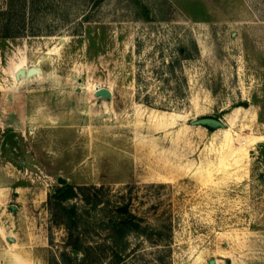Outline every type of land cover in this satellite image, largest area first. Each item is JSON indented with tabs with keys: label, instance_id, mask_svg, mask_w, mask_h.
Here are the masks:
<instances>
[{
	"label": "rangeland",
	"instance_id": "obj_1",
	"mask_svg": "<svg viewBox=\"0 0 264 264\" xmlns=\"http://www.w3.org/2000/svg\"><path fill=\"white\" fill-rule=\"evenodd\" d=\"M261 141L264 0H0V264H74L62 205L89 247L95 200L164 226L128 264H264Z\"/></svg>",
	"mask_w": 264,
	"mask_h": 264
},
{
	"label": "trees",
	"instance_id": "obj_2",
	"mask_svg": "<svg viewBox=\"0 0 264 264\" xmlns=\"http://www.w3.org/2000/svg\"><path fill=\"white\" fill-rule=\"evenodd\" d=\"M86 188L88 187L69 185L66 186V194H76V189L83 190ZM58 192L55 195H50L49 200L59 201L58 204L61 206ZM60 197H65V194ZM99 201L101 200H95L92 211L87 212L89 214L87 219L93 226L94 234L98 238V240H94L96 244L89 247L81 237V232L77 231L80 227L78 219H81L85 212L80 210L77 204L62 205V208L67 212L65 224L69 232V241L77 251L82 253L81 258L71 259L74 264H88L87 261H89L90 256H94L98 264L103 263L105 257L109 258L107 264H128V258L131 256L132 250H135L131 244L132 237H144L152 242L154 240L156 243L167 241L163 238L164 226L161 224L151 225L146 223L144 218L133 214L130 209L131 201L114 202L113 205L111 200ZM102 230L107 232L103 234ZM60 264H64V262Z\"/></svg>",
	"mask_w": 264,
	"mask_h": 264
},
{
	"label": "water",
	"instance_id": "obj_3",
	"mask_svg": "<svg viewBox=\"0 0 264 264\" xmlns=\"http://www.w3.org/2000/svg\"><path fill=\"white\" fill-rule=\"evenodd\" d=\"M41 72H42L41 68H38L33 65L30 68H28V70L23 68L18 70L16 72V76H17V80H20L22 77L31 78L33 76H37L41 74ZM94 95L96 97L107 99L112 97V91L110 88L101 87L95 90ZM195 123H207L215 126H223L221 120L210 117L202 118L200 120L195 121ZM260 144L264 146V141H261ZM1 149L5 150L6 156L11 158L12 161L14 162L25 164L29 160V156L26 150L24 149L22 138L19 137V132L16 130L9 131L5 134L2 141ZM58 180L60 183L66 182V179L64 177H59Z\"/></svg>",
	"mask_w": 264,
	"mask_h": 264
},
{
	"label": "bare ground",
	"instance_id": "obj_4",
	"mask_svg": "<svg viewBox=\"0 0 264 264\" xmlns=\"http://www.w3.org/2000/svg\"><path fill=\"white\" fill-rule=\"evenodd\" d=\"M34 66L38 67L37 65H34ZM28 68H30V67H28ZM28 68H23V69L28 70ZM38 68H39V67H38ZM20 69H22V68H20ZM20 69H19V70H20ZM17 71H18V70H17ZM17 71H16V72H17ZM15 78H16V80H17L16 73H15ZM25 78H27V77H25ZM25 78L22 77L20 80L25 79ZM20 80H17V81H20Z\"/></svg>",
	"mask_w": 264,
	"mask_h": 264
},
{
	"label": "crops",
	"instance_id": "obj_5",
	"mask_svg": "<svg viewBox=\"0 0 264 264\" xmlns=\"http://www.w3.org/2000/svg\"><path fill=\"white\" fill-rule=\"evenodd\" d=\"M23 68H26V67H23ZM28 68V67H27ZM26 79V78H25ZM20 132V131H19ZM22 135H23V133H22Z\"/></svg>",
	"mask_w": 264,
	"mask_h": 264
}]
</instances>
